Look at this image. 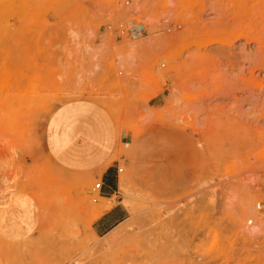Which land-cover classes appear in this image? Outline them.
Returning <instances> with one entry per match:
<instances>
[{
	"label": "rangeland",
	"instance_id": "374dc122",
	"mask_svg": "<svg viewBox=\"0 0 264 264\" xmlns=\"http://www.w3.org/2000/svg\"><path fill=\"white\" fill-rule=\"evenodd\" d=\"M83 97L117 122L130 217L103 236L102 181L43 148ZM263 192L264 0H0V264H264Z\"/></svg>",
	"mask_w": 264,
	"mask_h": 264
},
{
	"label": "crops",
	"instance_id": "0c3cea01",
	"mask_svg": "<svg viewBox=\"0 0 264 264\" xmlns=\"http://www.w3.org/2000/svg\"><path fill=\"white\" fill-rule=\"evenodd\" d=\"M40 43H44L42 38ZM52 54L51 58L58 57ZM117 146V122L100 99L66 101L57 106L46 123L43 148L53 165L73 176L103 182L92 225L97 236L109 234L130 217L120 196V166L113 160Z\"/></svg>",
	"mask_w": 264,
	"mask_h": 264
},
{
	"label": "built area",
	"instance_id": "2783aa9c",
	"mask_svg": "<svg viewBox=\"0 0 264 264\" xmlns=\"http://www.w3.org/2000/svg\"><path fill=\"white\" fill-rule=\"evenodd\" d=\"M110 30H113L114 32H116L118 35H120V37H129V38L140 36L143 32L142 27L134 23H129L127 25H121L117 27L116 29H113V27H110ZM119 171L122 172L121 169H119ZM102 188H103V182L96 184L95 190L91 194L96 195L100 198V192ZM93 200L95 203L98 202L97 198H94ZM256 211L260 215V217L264 219V192L262 193L261 197L256 203Z\"/></svg>",
	"mask_w": 264,
	"mask_h": 264
}]
</instances>
